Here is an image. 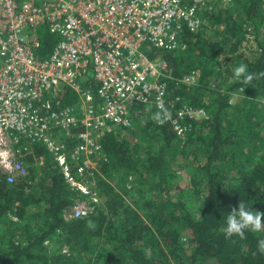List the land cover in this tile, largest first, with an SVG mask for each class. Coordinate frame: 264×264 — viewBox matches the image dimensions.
<instances>
[{
  "label": "trees",
  "instance_id": "obj_1",
  "mask_svg": "<svg viewBox=\"0 0 264 264\" xmlns=\"http://www.w3.org/2000/svg\"><path fill=\"white\" fill-rule=\"evenodd\" d=\"M263 5L264 0H235L226 13L209 17L217 30L224 27L212 40L186 31L184 51L159 52L174 78L197 77L190 90L172 83L171 95L204 110L208 118L189 121L190 133L181 141L141 110L132 128L102 139L106 161L100 164L99 187L112 216L100 212L66 221L65 210L80 195L42 146L26 155L32 165L28 178L14 185L0 180V264H264V255L257 252L264 232L247 231L243 239H226L223 232L225 217L240 200L264 212ZM248 28L258 47L252 59L240 53ZM40 41L37 55L44 58L56 39L43 28ZM222 53L228 55L225 65L220 64ZM239 63H246L254 75L245 92L232 75ZM81 84L97 87L94 81ZM75 102L69 91L66 105ZM178 157L187 165L192 161L197 173L192 177L200 200L196 214L174 200ZM116 176L136 178L139 185L127 193L131 204L104 183ZM63 246L70 254L63 253Z\"/></svg>",
  "mask_w": 264,
  "mask_h": 264
},
{
  "label": "built area",
  "instance_id": "obj_2",
  "mask_svg": "<svg viewBox=\"0 0 264 264\" xmlns=\"http://www.w3.org/2000/svg\"><path fill=\"white\" fill-rule=\"evenodd\" d=\"M234 2L0 0V180L28 178L26 155L45 147L71 190L90 199L69 207L65 220L93 215L106 135L132 128L141 110L181 141L189 121L208 118L171 95L172 83L190 90L197 77L174 78L159 52L185 50L186 31L202 32ZM43 28L56 42L41 58ZM93 81L96 89L81 84ZM69 91L76 102L66 105ZM161 111L170 114L163 125L152 119Z\"/></svg>",
  "mask_w": 264,
  "mask_h": 264
},
{
  "label": "rangeland",
  "instance_id": "obj_3",
  "mask_svg": "<svg viewBox=\"0 0 264 264\" xmlns=\"http://www.w3.org/2000/svg\"><path fill=\"white\" fill-rule=\"evenodd\" d=\"M232 6H234V3H232L230 6H228L226 8L225 13L228 10H230L232 8ZM263 10H264V5H263ZM216 28L217 27H213L211 25V23L208 22L207 25H205L203 27L201 33H203V35L205 36V38L207 40H212L215 36H217L216 33H219V32L224 30V27H221L218 30ZM248 29H249L248 40L246 41L244 46L241 48L240 53H242L244 55V57L252 59L258 53V47H257V44H256L254 36H253L254 35V33L252 31L253 29L252 28H248ZM227 58H228V55H225L222 53L220 55V58H219L220 64L225 65ZM213 84L217 85V83H213ZM137 132L141 134V130H138ZM135 141L137 142V141H139V139L136 137ZM33 151H34V149H33ZM174 160H176V157L174 158ZM39 162L41 164V161H39ZM190 162H192V161H190ZM190 162L187 165L185 162L183 163L182 158H180V157H178L177 162H175L176 165H174L173 168H174V172L176 174L177 186H178L179 190H177L176 189L177 186H175L176 188L174 187L175 192H173L174 193L173 195H174V200H176L178 203L185 204L186 210L188 212L196 214V211L200 205V200L195 195V192H194V189L192 186V177H194L197 173L192 169L193 166L190 165ZM27 165H28L29 169L31 170L32 165L30 163H28ZM104 183H106L110 187H113L115 194H117L119 197L123 198L124 201L129 203V204H131L130 203L131 200H130L129 195H127L128 191H129V193L132 192L139 185L136 181V178H134V179L130 178L128 181H126V180H122V178L120 179V176H118V177L116 176V177H112V178L106 177V181ZM98 184H99V181H98ZM102 189L98 186V195L101 199V204H100L101 207L98 208L94 212V214L91 216H96L100 212H105L106 214H108V216H112L111 210L107 209L108 199H107V196H104L102 194V192H101ZM79 195H80V198L76 199L75 204L90 201L89 198L88 199L83 198L81 194H79ZM69 207H71V206H69ZM67 209L65 210L64 214L66 213ZM144 217L148 220V218H147L148 216H146L144 214ZM1 235H2V231H0V237H1ZM46 245H49V244L46 243ZM62 249H63V253L70 254L69 247L63 246ZM90 262L93 263V260H90Z\"/></svg>",
  "mask_w": 264,
  "mask_h": 264
},
{
  "label": "clouds",
  "instance_id": "obj_4",
  "mask_svg": "<svg viewBox=\"0 0 264 264\" xmlns=\"http://www.w3.org/2000/svg\"><path fill=\"white\" fill-rule=\"evenodd\" d=\"M232 75L238 84L241 85L240 91L242 92H245V86L250 85L254 79V75L250 72L246 63L236 64L232 68ZM169 117L170 114L167 111H161L156 112L152 119L159 125H163ZM15 222H18V219ZM247 231L254 233L264 232V212L254 211L253 207H249L247 202L240 200L238 208L234 207L225 217L223 232L226 239L234 236H239L243 239ZM257 252L260 255H264V238L258 239Z\"/></svg>",
  "mask_w": 264,
  "mask_h": 264
},
{
  "label": "crops",
  "instance_id": "obj_5",
  "mask_svg": "<svg viewBox=\"0 0 264 264\" xmlns=\"http://www.w3.org/2000/svg\"><path fill=\"white\" fill-rule=\"evenodd\" d=\"M102 177H103V173H102Z\"/></svg>",
  "mask_w": 264,
  "mask_h": 264
}]
</instances>
